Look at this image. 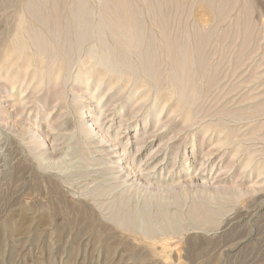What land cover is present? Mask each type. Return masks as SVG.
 I'll list each match as a JSON object with an SVG mask.
<instances>
[{"label": "rangeland", "instance_id": "1", "mask_svg": "<svg viewBox=\"0 0 264 264\" xmlns=\"http://www.w3.org/2000/svg\"><path fill=\"white\" fill-rule=\"evenodd\" d=\"M84 1L92 27L119 12L141 53L154 42L156 80L134 54L138 77L98 74L88 91L74 77L104 48L94 38L79 53L78 0H0V264H264V0ZM38 9L61 54L75 48L70 63L34 44L33 31L52 39ZM182 47L188 92L173 72Z\"/></svg>", "mask_w": 264, "mask_h": 264}, {"label": "bare ground", "instance_id": "2", "mask_svg": "<svg viewBox=\"0 0 264 264\" xmlns=\"http://www.w3.org/2000/svg\"><path fill=\"white\" fill-rule=\"evenodd\" d=\"M38 1V0H37ZM60 1L61 0H57V2L59 3L60 5ZM172 1V0H171ZM213 0H211L212 2ZM237 1V0H236ZM39 2L42 4V0H39ZM38 2V3H39ZM150 2V0H149ZM161 2H163V0H161ZM177 1H175L176 3ZM205 2V0H204ZM203 2V4H204ZM210 2V3H211ZM234 3V0L232 1ZM68 3V1H67ZM112 3V2H111ZM183 3V2H182ZM208 3V4H210ZM213 3V2H212ZM219 3V2H218ZM223 3V1H222ZM225 3V2H224ZM232 3V5H233ZM40 4V5H41ZM53 4V3H52ZM64 4H66V2H64ZM63 4V5H64ZM150 4V3H149ZM166 4V3H165ZM246 4V2L244 3ZM31 5L33 6V4L31 3ZM36 5V4H35ZM87 5V1H84V0H78V3H77V6H76V9H77V12H75V16H76V24H75V29L73 30L76 37H77V46H78V50H79V53H81V47L83 43L89 41V40H92L94 38L98 39L100 42H101V45L104 49H101V50H97L95 48V46H91L89 47V49L86 51V56L89 57V59L91 61H89V63L91 62V66L88 68V69H84V67L86 66L85 62L82 63L81 65V68L79 70V72L75 75L74 77V82L77 83V84H84L86 89L89 91L90 90V81L92 78H94L95 75H101V74H104V76L108 75V74H112V75H115L117 76V79L118 81H120L124 74L125 73H130L131 75H133L134 77H138V74L140 73L141 71V68H140V65L138 63H136L134 60H133V55L134 54H137L142 66H143V72L147 75V77H151L154 81L156 80V76L155 74L157 73L156 69L153 68L154 66V63H155V57H154V53H155V45H154V42L151 43L149 49L147 50V52H145V54L141 53V49L143 47V44L141 43V40H140V34L136 33V30L134 29V26L133 25H130L129 23V18L127 17V14H122V13H117L116 16L117 17H113L111 18L110 20L108 21H105L102 17V24L99 23L98 25V28L96 29L95 27H92V24H91V17H92V14L89 12L88 8L85 7ZM122 5L124 6V4L122 3ZM186 5V4H185ZM194 5V4H193ZM224 5V4H223ZM227 5V3H226ZM224 5V6H226ZM52 6V5H51ZM54 6V4H53ZM210 6V5H209ZM245 6V5H244ZM43 7H44V4H43ZM58 7V6H57ZM107 7H109L107 5ZM138 7V6H137ZM159 7V6H158ZM162 8V6H160ZM159 7V8H160ZM183 7V5H182ZM211 7V6H210ZM45 8V7H44ZM52 10H53V13L55 14L54 12V9H55V6L54 8L51 7ZM62 8H65V6H62ZM118 10H119V7H116ZM132 8V7H131ZM167 8V7H166ZM172 8V7H171ZM178 8V6H176V9ZM190 8V7H189ZM225 8V7H224ZM224 8H222V10H224ZM253 8V6H252ZM154 9V8H153ZM246 10L248 8H245ZM59 8H58V12H59ZM139 10V8H138ZM163 10V9H162ZM212 10V8L210 9ZM251 11H253L252 9H250ZM44 11L47 12V9H44V10H41V9H38V20L39 22H41L42 24L45 23V17L44 16ZM62 13H64L63 10H61ZM60 11V12H61ZM155 11V9H154ZM183 11H184V7H183ZM190 12L192 11L191 8L189 10ZM230 11V10H229ZM228 11V12H229ZM250 11V12H251ZM59 12V13H60ZM178 11L175 12V14H177ZM208 12V11H207ZM211 12V11H210ZM224 11H222L221 13H224ZM61 13V15H62ZM137 13V12H136ZM252 13V12H251ZM47 14V13H46ZM183 12H182V17H183ZM247 15V19L249 17V13L246 12ZM161 15V13H160ZM222 15V14H221ZM228 15V13H227ZM108 16V15H107ZM135 16V14H134ZM169 16V15H168ZM220 16V14H219ZM51 17H55V16H52L51 14ZM137 17V16H136ZM154 17V16H153ZM156 17V15H155ZM171 17V15H170ZM168 17V19L170 18ZM176 17V16H174ZM218 17V16H217ZM68 18V17H67ZM163 18V17H162ZM165 18V17H164ZM187 18H189L187 16ZM221 18V17H220ZM219 18V19H220ZM226 18V17H225ZM224 18V19H225ZM34 19V18H33ZM47 19L49 20V18L47 17ZM54 20H56V17L53 18ZM59 19H61V17L59 16ZM135 19V17H134ZM181 19H179L181 21ZM250 19V18H249ZM248 19V20H249ZM36 20V19H35ZM136 20V19H135ZM155 20V18H154ZM164 20V19H163ZM174 20V19H173ZM188 20V19H187ZM221 20V19H220ZM252 20H253V17H252ZM67 21V20H66ZM137 23H138V20H136ZM168 21V20H167ZM175 21V20H174ZM173 21V22H174ZM186 21V20H185ZM47 22V21H46ZM60 22L62 23V21L60 20ZM249 22V21H248ZM251 22V20H250ZM48 23V26H51L50 29L48 27V30L52 31V24L50 21L47 22ZM57 23V21H56ZM154 23H156L154 21ZM161 23V21H160ZM170 23V21H169ZM175 23V22H174ZM40 24V23H39ZM41 24V25H42ZM60 24V23H59ZM159 24V23H158ZM166 24V22H165ZM168 24V23H167ZM166 24V25H167ZM221 24V23H220ZM138 29L139 30H143L142 28V24L141 23H138ZM159 28H161V24H159ZM188 25V23L186 24ZM202 25V24H201ZM238 25V24H236ZM61 26V25H60ZM170 26V24H169ZM218 26V25H217ZM257 26V25H256ZM43 27V26H42ZM67 27V26H66ZM199 27V26H198ZM209 27V26H208ZM254 27V26H253ZM45 28V27H44ZM55 28V27H54ZM105 28V29H104ZM187 28V27H185ZM184 28V29H185ZM166 29H168L166 27ZM192 29V28H191ZM217 29V28H216ZM230 29V28H229ZM256 30V28H253ZM55 31H52V39H47L45 36H42L38 33H36L35 31H33V41H34V44L44 53V55L47 56V59H48V64L49 65H52L53 64L55 65V62L57 61V59H59L61 56L64 58L66 57V60L70 63L74 57V47L72 45H65V46H62V54H61V51L59 50L58 48V45H59V42L61 41V30L60 28L57 27V29H54ZM109 31L112 35V38L116 44V46H112L111 44H108L107 43V40L106 38H104V34H105V31ZM173 30V29H172ZM207 30V29H206ZM206 30H203L206 32ZM215 30V29H214ZM50 31V32H51ZM70 30V27L67 29V33L68 35L73 32ZM179 31V30H178ZM186 31V30H184ZM200 31V30H199ZM216 31V30H215ZM236 31V30H235ZM169 32V31H168ZM203 32V33H205ZM248 32V31H247ZM32 33V32H31ZM39 33H41V31L39 30ZM142 33V32H141ZM178 32H176L177 34ZM185 33V32H184ZM200 33V32H199ZM236 33V32H235ZM253 33H254V30H253ZM251 32V35L253 34ZM49 34V33H48ZM143 34V33H142ZM162 34H163V37L167 39V31L165 29H162ZM171 34V33H170ZM201 34V33H200ZM200 34H199V39L202 40V37L200 38ZM215 34V33H214ZM225 34V33H224ZM228 34H229V31H228ZM246 34V33H245ZM189 35V34H188ZM206 35V33H205ZM186 36V35H185ZM212 36V34H211ZM210 36V37H211ZM172 37V36H171ZM169 37V38H171ZM176 37V36H175ZM181 37V35H180ZM196 37V35H195ZM225 37V36H224ZM247 37V35H246ZM245 37V38H246ZM251 37V36H250ZM197 38V37H196ZM205 38V37H204ZM227 38V36L225 37ZM258 38V36H257ZM165 39V40H166ZM176 39V38H175ZM181 39V38H180ZM224 39V38H223ZM247 39V38H246ZM68 41L70 39H67ZM169 40V39H167ZM166 40V42H167ZM200 40V41H201ZM208 40V39H207ZM258 39H256V42H257ZM180 41V40H179ZM178 41V42H179ZM250 41V39H249ZM112 42V41H111ZM176 42V40H175ZM178 42L176 44V47L178 45ZM210 42V41H209ZM224 42H226L224 40ZM246 42V40H245ZM244 42V43H245ZM70 43V42H69ZM68 43V44H69ZM196 43V42H195ZM208 43V41L206 42ZM215 43V42H214ZM234 43V41H233ZM232 43V44H233ZM236 43V42H235ZM234 43V45H235ZM65 44V43H64ZM168 44V42H167ZM209 44V43H208ZM247 44V42L245 43ZM24 44L20 41L19 44H17V48H19L20 46L21 47H24L23 46ZM196 45V44H195ZM14 46V45H13ZM169 46V44L167 45ZM204 46V45H203ZM231 46V45H230ZM173 47V45H172ZM208 47V46H207ZM206 47V48H207ZM249 47V46H248ZM168 48V47H167ZM186 47H182L181 49L183 50L180 54H181V57L182 59L179 60V62L176 60L174 63V67H173V72L175 74V77L178 79V82H177V85H178V88L182 91V92H188V89L190 87V84H191V78H189L187 76L188 74V68H189V65H188V54L186 52ZM255 48V47H254ZM77 49V48H76ZM169 49V48H168ZM173 49V48H171ZM170 49V50H171ZM197 49V48H196ZM200 49V48H199ZM199 49H198V52H199ZM230 50V49H229ZM242 50V49H241ZM180 51V50H179ZM171 52V51H170ZM169 52V53H170ZM196 53V52H195ZM171 54V53H170ZM177 54V52H176ZM208 54V53H207ZM43 55V54H42ZM197 55V54H196ZM209 55V54H208ZM171 56V55H169ZM201 56V55H200ZM242 56V55H241ZM240 56V57H241ZM135 58V57H134ZM208 58V57H207ZM136 59V58H135ZM201 60V59H200ZM206 60V59H205ZM238 60V59H237ZM211 61V60H210ZM171 63V62H170ZM163 64V62H162ZM193 64V63H192ZM200 63H198L199 65ZM207 64V63H206ZM237 64H239V62L237 61ZM73 65V64H72ZM202 65V63H201ZM206 66V65H205ZM98 67V68H97ZM157 67H158V64H157ZM201 67V66H199ZM96 68V70L94 71V69ZM158 69V68H157ZM202 70V68H200ZM204 70V69H203ZM71 71V68L70 66L68 67V72ZM218 72V71H217ZM203 73V72H202ZM201 73V74H202ZM164 74H165V71H164ZM163 75V74H162ZM216 75V74H215ZM71 77V74L70 76H68V78ZM162 78V77H161ZM214 78V77H213ZM150 79V78H149ZM160 79V78H159ZM165 82V81H164ZM104 78L103 79H99L98 83L96 84V87H95V90L96 91L95 93H98V91H100V89L103 87L104 85ZM200 83V82H199ZM203 83V82H202ZM210 85V84H209ZM162 88V87H161ZM113 88L110 87L109 91L112 90ZM193 89V88H192ZM191 89V90H192ZM54 90V89H53ZM161 90H164L163 88ZM132 94V92H131ZM79 95V94H78ZM184 95V94H183ZM87 99V98H86ZM92 99V97H91ZM94 99V98H93ZM102 103V101L100 102ZM107 104V102H106ZM156 105V103H155ZM105 106V103L104 105H102V108ZM200 108V107H199ZM197 108V109H199ZM90 110V109H89ZM163 110V109H162ZM101 114L100 116L98 117L97 114H95V112H92L91 114V117H92V121L94 122V126L97 128H101L102 127V115L104 114V110L101 109ZM136 112V111H135ZM91 113V112H90ZM201 113V112H200ZM209 113H210V110H209ZM208 113V110H207V114ZM206 114V115H207ZM151 115V114H150ZM150 115L147 116L146 118V123H148L149 121V117ZM196 115V113H195ZM200 115V114H199ZM205 115V116H206ZM214 116V115H213ZM211 116V117H213ZM197 117V115H196ZM196 119V118H195ZM204 119V118H203ZM206 119V118H205ZM91 120V119H90ZM200 120V119H199ZM91 121V122H92ZM90 124V123H89ZM92 124V123H91ZM94 126L92 125L91 127H86V125L84 123H81L80 124V128L83 132H86L88 136H92L93 133L95 132V128ZM98 129V130H99ZM96 130V131H98ZM102 131V130H100ZM101 134V133H100ZM102 136V135H101ZM104 136V135H103ZM109 139V138H108ZM107 139V140H108ZM149 139V138H148ZM87 141V140H86ZM103 141H106L105 140V137H100V142H103ZM109 143V142H108ZM111 143V142H110ZM112 146V145H111ZM141 148V147H140ZM117 153V157L114 158L115 160H119L120 158H122V155H119L120 153L119 152H115ZM80 160V159H79ZM81 161V160H80ZM105 172V171H104ZM102 172V173H104ZM106 173V172H105ZM125 197V196H124ZM121 198H123V195L122 194H119V196L117 197L116 200H120L121 201ZM128 201V200H127ZM121 203V202H119ZM126 203V202H125ZM124 203V204H125ZM129 203V202H128ZM126 203V204H128ZM148 202H146L147 204ZM124 204L122 206H124ZM120 205V204H119ZM205 215V214H204ZM128 224V223H127ZM165 244V243H164ZM166 245V244H165ZM163 245V246H165ZM166 247V246H165Z\"/></svg>", "mask_w": 264, "mask_h": 264}]
</instances>
